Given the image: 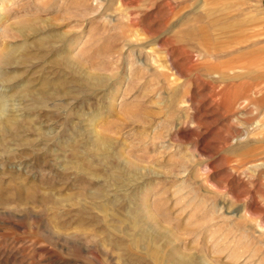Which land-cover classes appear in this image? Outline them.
<instances>
[{
	"label": "rangeland",
	"instance_id": "374dc122",
	"mask_svg": "<svg viewBox=\"0 0 264 264\" xmlns=\"http://www.w3.org/2000/svg\"><path fill=\"white\" fill-rule=\"evenodd\" d=\"M0 264H264V0H0Z\"/></svg>",
	"mask_w": 264,
	"mask_h": 264
}]
</instances>
